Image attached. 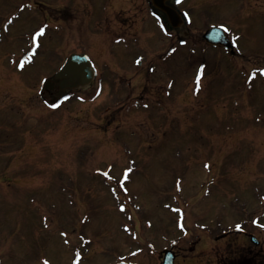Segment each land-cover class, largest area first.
Here are the masks:
<instances>
[{"label": "rangeland", "instance_id": "374dc122", "mask_svg": "<svg viewBox=\"0 0 264 264\" xmlns=\"http://www.w3.org/2000/svg\"><path fill=\"white\" fill-rule=\"evenodd\" d=\"M130 2L133 13L148 5ZM177 6L190 9L183 28L193 39L223 25L236 56L201 39L154 61L152 83L168 84L175 103L161 112L156 95L131 100L144 77L134 53L150 61L167 50L158 24L109 51L92 30L54 16L59 0H0V264H153L174 242L194 255L179 264H213L223 246L214 236L245 219L264 250V0ZM77 51L89 54L95 78L53 100L42 83ZM127 81L135 87L126 100ZM195 234L202 244L180 250Z\"/></svg>", "mask_w": 264, "mask_h": 264}, {"label": "flooded vegetation", "instance_id": "af4514ba", "mask_svg": "<svg viewBox=\"0 0 264 264\" xmlns=\"http://www.w3.org/2000/svg\"><path fill=\"white\" fill-rule=\"evenodd\" d=\"M60 1V8L61 10H57L59 15H54L55 17L59 18V20L63 21L65 26L68 24L74 25L78 28H87L89 30H92L93 35H98L97 39L102 41L103 45H107L111 51L113 48L112 45L122 46L125 49L124 45H132L134 42H140L145 36H147L146 26L148 25H159L161 29H164L165 35H170L168 38V43H166L167 50L162 51L159 54L156 55H150L151 60L149 61L148 56H142L138 57L137 53H134L133 57L136 59L133 62V65L136 68H141L140 72L144 73L143 82L140 85V91L139 94L132 95L131 100L137 101L141 100L143 101L146 99V95L149 96L151 94V98H153L155 95L159 97L160 104H161V112H167V108L169 106V99L172 100L171 105H175L174 103V96H171V90L170 86L168 84L160 83L154 84L152 83L155 80L154 76L150 75V71H152L155 67V64L158 62H163L162 58L164 56H175L176 57V51L179 48V45L181 43H184L185 41H192L199 39H193L194 33L189 32L185 28L186 22H183L181 25L173 27L169 24L168 19L166 15L158 8L154 7L151 4L150 0H147L146 9L142 8H136V10L139 11H132L130 4L131 0H59ZM167 4L171 5L173 8H175L179 14L184 15L185 11H183L179 6H177V3H174L173 0H167ZM49 6H46L49 9V13L52 15V12L50 11L53 9L52 4H47ZM190 8V7H189ZM190 11V9H188ZM190 13V12H189ZM190 18V17H189ZM188 18V19H189ZM190 22V19H189ZM150 23V24H149ZM135 27L133 30L132 28ZM141 37V38H140ZM95 40V38H93ZM92 39V40H93ZM173 49L175 51H173ZM220 49L223 54H226V51L228 50L220 47ZM82 52V51H78ZM127 53L128 50H127ZM235 55V54H234ZM231 54V56H234ZM153 56V57H152ZM159 57V58H158ZM132 58V59H134ZM174 59V60H175ZM140 61L139 64L136 63V61ZM173 60V61H174ZM64 61V60H63ZM92 61V60H91ZM149 61V62H148ZM156 63H155V62ZM93 69L95 70V64L92 61ZM125 70V69H124ZM124 74V72H123ZM96 75V74H95ZM175 75H172L174 82ZM148 77H150L151 81L148 80ZM132 80V79H131ZM51 81L55 82L56 80L53 78V74L51 76ZM118 83V82H117ZM135 87V85L131 84V81H127L125 84L123 90H125V95H127L126 100L129 98L128 95L130 94V90ZM113 85H111V91L112 94L116 93L114 91ZM57 87L54 86L53 89H48L47 93L48 95L55 100L57 97L56 92ZM66 90L63 91V93ZM62 93V94H63ZM111 95V93H110ZM150 97V96H149ZM130 100V99H129ZM129 104L135 105V110L138 107H141V103L137 104V102H131L128 101ZM138 107H137V106ZM118 108L121 107L120 105L117 106ZM126 108V107H125ZM131 108V107H127ZM178 108V107H176ZM116 111V108L113 109ZM177 117V116H176ZM233 224H239L240 228H237L236 225L233 227H224L218 231V235H215L213 240L216 242H223V246L221 247L222 250H219L214 257L216 258L215 261H210L213 264H264V250L263 246L261 244L260 239L258 238L260 229L258 226H256L252 220L245 219L234 222ZM209 232V231H208ZM207 232V233H208ZM210 233V232H209ZM206 237L205 235L201 236L200 234L193 235L192 239H189L187 243H185V246L183 248H179L180 250L185 249L188 251H194L195 248L198 245L202 244L203 238ZM209 237V236H208ZM256 237V241L254 239ZM243 242L241 246L236 245L238 242V239ZM174 243H170L168 246H163L162 250L159 251L158 261L157 263L153 264H164V252L165 250H171L173 253V261L172 264H179V259H193L194 255H184L181 256L179 252L174 249ZM187 248V249H186ZM188 256V257H187ZM200 261L202 259V255H200ZM182 260V261H186ZM121 260H118L114 262V264H121L119 263ZM127 263L130 264H138L134 260L127 259L125 260ZM181 261V262H182ZM203 260L200 262L202 264ZM183 264H186V262H182ZM207 264V263H205Z\"/></svg>", "mask_w": 264, "mask_h": 264}, {"label": "water", "instance_id": "95a60500", "mask_svg": "<svg viewBox=\"0 0 264 264\" xmlns=\"http://www.w3.org/2000/svg\"><path fill=\"white\" fill-rule=\"evenodd\" d=\"M166 0H151L152 4L160 8L167 16L169 23L172 26H178L182 23V19L175 9L165 4ZM203 38L207 43L222 44L226 48H233V45L227 39L226 35L220 27H211L203 33ZM233 52V50L231 51ZM93 69L91 62L86 54L71 53L55 73V83L49 79L45 80L42 87L45 89H53L54 84L57 87V94L60 95L66 88H74L85 86L93 79ZM173 254L170 251L165 252L164 264H172Z\"/></svg>", "mask_w": 264, "mask_h": 264}, {"label": "snow or ice", "instance_id": "6c2138e0", "mask_svg": "<svg viewBox=\"0 0 264 264\" xmlns=\"http://www.w3.org/2000/svg\"><path fill=\"white\" fill-rule=\"evenodd\" d=\"M177 2L179 3L180 0H177ZM186 15H187V14H186ZM43 34H44V28H40L39 31H37V32L35 33V36H33V40L37 39L38 37L42 36ZM173 51H175V50L173 49ZM27 58H28V57H25V60H26ZM24 63H25L24 60L20 61L19 66H20L21 68H23V67H24ZM136 63L139 64L140 61L138 60V61H136ZM258 71H259L260 75H264V68H260V69H258ZM253 75H255V73H253ZM198 82H199V76H197V83H198ZM56 106H57V105H52V107H56ZM205 167H208V165H205ZM131 171H132L131 168H128V169H126V170L124 171V173H123V180H119V181H118V186H119V187H121V188L124 187V181L128 179V174H129ZM103 175H104L105 177H107L108 179H114V177H111L107 172L103 173ZM124 190L127 191L126 188H125ZM112 191L115 193L116 189H112ZM120 210H121V211H124V206H123V204L120 205ZM254 222H255V221H254ZM236 227H237V228H240V225L237 224ZM260 227H264V224H261ZM44 264H48V262L45 261Z\"/></svg>", "mask_w": 264, "mask_h": 264}]
</instances>
